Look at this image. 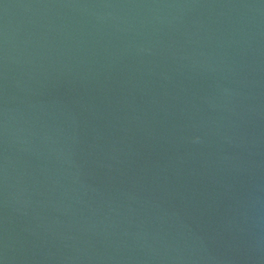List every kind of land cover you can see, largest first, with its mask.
Segmentation results:
<instances>
[{
  "label": "water",
  "instance_id": "95a60500",
  "mask_svg": "<svg viewBox=\"0 0 264 264\" xmlns=\"http://www.w3.org/2000/svg\"><path fill=\"white\" fill-rule=\"evenodd\" d=\"M0 264H264V0H0Z\"/></svg>",
  "mask_w": 264,
  "mask_h": 264
}]
</instances>
